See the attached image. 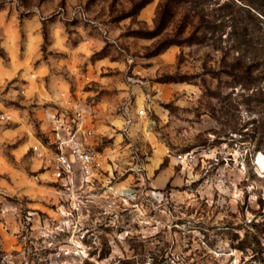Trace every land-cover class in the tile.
<instances>
[{
    "label": "rangeland",
    "instance_id": "1",
    "mask_svg": "<svg viewBox=\"0 0 264 264\" xmlns=\"http://www.w3.org/2000/svg\"><path fill=\"white\" fill-rule=\"evenodd\" d=\"M165 1L0 0L46 38L90 40L105 108H147L128 129L100 118L99 181L79 202L33 157L45 137L21 106L4 127L22 135L0 139V264H264V66L249 90L232 76L264 47V0H185L163 21Z\"/></svg>",
    "mask_w": 264,
    "mask_h": 264
},
{
    "label": "crops",
    "instance_id": "2",
    "mask_svg": "<svg viewBox=\"0 0 264 264\" xmlns=\"http://www.w3.org/2000/svg\"><path fill=\"white\" fill-rule=\"evenodd\" d=\"M46 27L52 35L50 38L45 37V25L37 17H22L10 5L0 7V92L11 104L0 101V110L9 116L5 124L25 120L27 115L21 113V106H29L34 109L33 116L40 122V131L47 138L54 110L65 106L68 100L78 98L98 119V127L94 124L96 137L88 140L97 145L101 119L112 117L110 121L115 127L126 120L124 106L116 104V99L109 109L104 106L107 100L102 92L112 84L105 76L107 62L103 58L90 62L92 47L89 39L65 38L56 26ZM81 58L84 66L88 63L86 67H81ZM80 67L86 70L81 71ZM120 95L122 92L118 97ZM131 115L133 118L139 116L135 112ZM5 124L0 125V139L12 140L22 135V125L5 128ZM33 136V144L41 139L38 135Z\"/></svg>",
    "mask_w": 264,
    "mask_h": 264
},
{
    "label": "built area",
    "instance_id": "3",
    "mask_svg": "<svg viewBox=\"0 0 264 264\" xmlns=\"http://www.w3.org/2000/svg\"><path fill=\"white\" fill-rule=\"evenodd\" d=\"M147 93L146 100H152ZM125 107L126 129L133 122V116ZM147 108L144 105L138 111L143 116ZM50 136L40 139L30 148L33 157L40 162L41 169L47 171L55 182L69 191L74 201L84 202L93 199L91 191L99 181L100 152L89 143L96 137L93 113L84 106L82 100L72 98L65 106L56 108L51 116ZM9 121V116L0 110V125ZM190 154H180L178 159L186 161Z\"/></svg>",
    "mask_w": 264,
    "mask_h": 264
},
{
    "label": "trees",
    "instance_id": "4",
    "mask_svg": "<svg viewBox=\"0 0 264 264\" xmlns=\"http://www.w3.org/2000/svg\"><path fill=\"white\" fill-rule=\"evenodd\" d=\"M183 1L185 0H166L162 5H160V12L163 14V21L165 20V16L170 13V6L181 4ZM252 48L253 51H251L255 54V56L251 60H248L246 55L238 57L237 62L234 64V71L232 72V76L234 77V79H238L235 84L241 83L242 87L247 90L251 89L254 86V79L252 74L255 67H257L258 65L264 66V47L255 46ZM259 95L264 99V90H260Z\"/></svg>",
    "mask_w": 264,
    "mask_h": 264
},
{
    "label": "bare ground",
    "instance_id": "5",
    "mask_svg": "<svg viewBox=\"0 0 264 264\" xmlns=\"http://www.w3.org/2000/svg\"><path fill=\"white\" fill-rule=\"evenodd\" d=\"M259 161H260L259 163H260L261 165L264 164L263 161L261 160V158L259 159Z\"/></svg>",
    "mask_w": 264,
    "mask_h": 264
}]
</instances>
